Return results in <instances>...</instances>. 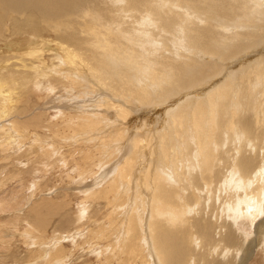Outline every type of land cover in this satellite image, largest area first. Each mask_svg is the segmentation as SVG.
I'll use <instances>...</instances> for the list:
<instances>
[{
  "label": "bare ground",
  "instance_id": "1",
  "mask_svg": "<svg viewBox=\"0 0 264 264\" xmlns=\"http://www.w3.org/2000/svg\"><path fill=\"white\" fill-rule=\"evenodd\" d=\"M204 80L208 95L190 93L168 127L151 131L153 139H128L132 156L119 164L107 148L108 163L97 162L109 143L95 132L99 116L118 114L129 130L130 114L165 112L169 106H151ZM94 135L98 140L86 138ZM42 137L49 145L35 148ZM57 142L66 154L54 161ZM24 147L28 159L21 155L15 165L24 171L14 176L37 181L55 162L72 172L59 188L82 197L73 223L87 222L95 201L117 193L125 194L124 208L133 201L119 253L86 251L76 258L85 264H248L255 246L238 221L264 235V0H0V155L14 163L9 155ZM2 169L0 192L12 194ZM21 190L13 193L19 201L0 206L8 214L2 225L18 232L25 205L35 226H47L50 215L41 209L55 208V199L52 205L42 193L34 202ZM64 202L56 208L70 211ZM62 234L55 247H30V259L66 264L72 254L61 242L77 239ZM259 252L264 264V244Z\"/></svg>",
  "mask_w": 264,
  "mask_h": 264
},
{
  "label": "rangeland",
  "instance_id": "2",
  "mask_svg": "<svg viewBox=\"0 0 264 264\" xmlns=\"http://www.w3.org/2000/svg\"><path fill=\"white\" fill-rule=\"evenodd\" d=\"M232 71H234V69H232ZM142 75L144 76V74H142ZM233 76H234L233 80L236 82L238 80V78H239V75L237 74V72H233ZM226 79L227 78H224L223 80H226ZM146 80L148 82V79H146ZM206 81L207 80H204V82H199V83L194 84L193 86L189 87L188 91L177 92L175 90L176 95L173 96V98L168 100L166 103L162 104V106L161 105H156L155 103L151 106V107H156V108H159V107L167 108L169 106V109H167L165 112L164 111L162 113L158 112V113H156V114H154L152 116L142 115V116L139 117V115H135L136 118H133V114H130L129 118L126 119V120H129V123L131 124L129 126V130H125L124 129L127 125H123L122 124L123 121L119 119L118 114L116 115L115 113H113V115H114L113 118H109V117H106V116L103 117L102 115L99 116V120H98L99 124L98 125H99V127H101V130L95 131V132L98 133V135H97L98 138L108 139L107 141L109 143L107 144L105 149H101L99 153H96L97 162L99 164H102V165H105V164L108 163L109 160H108V150H107V148H112L111 151L109 152V154L113 153L112 156L115 159H116V157L119 159L118 160L119 164L124 162V159L127 156H132L133 151H134L133 150V146L131 144V141H129L128 139H130V138L132 139V138L138 137V136L141 137V138L142 137H145V138L149 137V139H153L151 135L153 134L152 132L155 129L156 130H162V129H164V127L166 128V127L169 126V123L167 122L168 119L171 118V116H169V115H172L175 112V109L178 107V104H180V102H181V104H183V101H185V100H187V98L191 97L194 92L195 93H200L203 98L208 95V93L210 92V89L207 87V85H206L207 82ZM140 84H143V83H140ZM154 88H156V91L154 90ZM152 91H153V94H155L156 92L159 91L158 87L156 85H153L152 86ZM190 93L192 95H189ZM242 95L243 96H241L240 99H242V101L243 100H247V98H246L247 93L245 94L243 92ZM83 97L85 99H88V98H90V95L86 91V94H84ZM236 98H237V96L235 97V99ZM171 103H172L173 106L169 105ZM138 109L139 108H137L136 111ZM91 115L95 116L94 112H92ZM76 119L77 118L75 117L74 120H76ZM74 122L75 121H72V123H74ZM81 122H82V120L79 123H81ZM83 123H84V121L81 124L84 125ZM74 124H77V122H75ZM158 125H159V128H158ZM119 133L121 134L120 135L121 137L119 136ZM40 135L42 136L43 134H40ZM30 136L32 137V139L35 137L34 133L32 131L30 132ZM90 137L87 136L86 138L87 139L94 138V140H98V138L96 139L95 135L94 136H90ZM82 139H84V137H82ZM190 139H192V141L195 142V139L193 138V136H190ZM39 141H40V143L42 145H40V143H37L35 148H40L41 146L44 147V146H48L49 145L48 141L46 139H44L43 137L40 138ZM116 142H119V145H117V146L112 145V144H114ZM78 143H75V144H78ZM63 145L64 144L62 142L61 143L57 142V145L55 146V151H54L57 154L56 155L52 154L51 160H54V157L58 156V154H59V156H64V153L66 151L63 149ZM58 148L61 150V152H60V150ZM152 148H151V150H152ZM21 151L22 152L15 151L14 153H11L12 155L11 154L9 155V156H14L13 157V159L15 160L14 163H13L12 159L9 160L7 157H5V154L0 155V167H1L0 170L2 168H4V170L8 171L9 172V178L12 179V180H9L10 182L8 184H5V186L10 187L12 189V194L14 193V191L17 192V191L22 189L19 193L23 192L22 194L24 196H27L28 200L30 198H32L33 199L32 201H34V202H37L36 200L39 199V197H40V195L42 193L44 195L46 194V195H48V196H46V201H48V203L51 204L54 201L53 199H55V201H54L55 205H54V203H52V205H54L55 208L58 206L57 204H59V202H61L62 199H63L65 201L64 203H66L68 201L67 204H70V207H68V209H70V211H67V209H66V211H65V212H67V214H66L64 211H63L64 213L62 211L60 212L58 210L59 208L58 209L56 208V210H55V208H51V207L49 208V210H48V208L47 209H41V210H43L42 211L43 212L42 215H44L45 213H49L50 219H51L48 222V225L44 226L45 227L44 228V227H41V226L38 227V226L34 225V223H33L34 217L33 216H29V213L27 211H25L26 208H25V205H24L20 209V211L18 212L19 213V215H18L19 218H23V219L21 220L22 222L20 221V223L18 225L16 224L15 227H16V230H18V232H15V233H13L14 232L13 231V227L11 228L9 225H6L7 222L4 225H2L1 221L5 220L6 216H8V214L3 215L4 213L0 212V225L2 226L0 228L1 229L0 230L1 231L0 235L2 234L0 236V264H34L33 262H34V260L36 261V259L38 261L37 264H47L44 260L40 259L39 257L31 260L30 257H29V249H32V248H35V247H38L39 249L40 248L41 249L42 248L45 249L47 244L48 245L52 244V247L53 246L55 247V245L53 244L54 240L57 239V235L58 234L60 235V233H63L62 234L63 236H67L68 234L70 235V234H73V232H76L77 241L75 240L74 243H72L73 240L69 239L70 241H68V242L67 241L61 242L63 244L64 248L67 249V247H68L69 249H67V251L69 250L68 252L70 254H72L69 257V259H68L71 262L68 261V262H66V264H70V263L71 264H85L84 261L87 260V259L79 260V259H76V258L80 257V255H82L83 252H86V251L90 252V253H91V251H93L91 253V255H87L88 257L89 256L90 257L91 256H95V251L94 250H100L103 256H106V254H108V253L114 254V252H115V254L116 253L118 254L119 252L115 251L114 249L117 250V248L119 247V251H120V248H121V245H122L121 240H123V238L125 236V230H126L125 221L128 219V216L130 215V211H131V207L133 205V201H131V203L128 204V206H126L124 208L123 204L126 203V201H124L125 203L123 202V200H126L125 194H119V193H117L115 195V197H111V196L107 197V200L112 201V202L108 203L107 200H102V199L100 200V202L99 201H95V202H93L91 204L92 205L91 208H89L91 210H90V217L87 220V222L84 221L85 223L83 222L84 223L83 225H81V224L79 225L76 222L73 223L74 220H73V217L71 216V214L76 210V205L80 202L79 200H82V197L80 195L76 196L73 191L72 192L70 190H66L65 191V190H63V188H59L63 184H66L68 182V177L64 176V175H69V176L72 177V172L70 171V169L59 165V166H61L62 169L58 170L56 168L59 167V166H57V164L55 162V165H54L55 171L53 173H50L48 171L47 174H46V172H44V176H40V177L38 176L37 181L34 180V178L32 176L30 177L28 174H24V173L21 174L20 177L18 178V176H14V174H16L14 169H19V170H21V172H23L24 171V169H23L24 166H22L23 171L20 168V166L16 168V166H15L16 163H17L16 159L18 157H20L21 155H26L25 151L29 152L30 150L27 147H24ZM17 153H19V154H17ZM142 155H143V151H140V153L137 156H138V158H144V157H142ZM155 155H156V152L154 153V157H155ZM25 157H27V155ZM145 157H146L145 160L149 159L148 155L145 156ZM27 159H28V157H27ZM134 160L135 161H139L138 159H135V158H134ZM6 161H9V162L6 163ZM142 162H144V160H142ZM13 164H14V168H13ZM5 165H7V168H5L6 167ZM40 169H42V170L40 171ZM40 169L38 168L39 172L41 173L44 168L41 167ZM2 172H3V169H2ZM27 173H29V172L27 171ZM35 173H36V170H35ZM48 173H50V174H48ZM60 174H62V175H60ZM1 177H4V176H3V174L0 173V178ZM15 181L18 182L19 184L16 183ZM20 181H22V183ZM38 181H40V182L38 183ZM90 181L91 180H84L83 183L84 182L89 183ZM33 182H35V184H36L35 187L36 188L33 187ZM91 189L92 190L94 189L93 185L91 186ZM91 189H89V190L92 191ZM8 191H9V189L5 188L3 193L0 192V198H3V196L4 197L6 196L5 201H1L0 200V203H2V204H0V206H4L7 203L11 204V202L13 200L19 201V199H17L15 197L16 195L8 194ZM33 191H35V193H34L35 197H33V195H34V194H32ZM85 192H86V190H85ZM64 197L67 198V200H65ZM110 197H111V199H110ZM57 199H60V200H57ZM113 203L115 205H117V207L115 206L116 209L113 206ZM27 204H29V203H27ZM27 204H26V206H27ZM105 206H107L108 208H106ZM103 209H104V211H102ZM100 213L103 214V215L101 216ZM112 213L113 214L116 213V214L115 215H111ZM64 214H66V215L64 216ZM105 218H106V220H105ZM102 219H103V221H102ZM116 220H120V221H116ZM93 221H94V223L92 225ZM113 221H115V222H113ZM121 222L123 223V225H122ZM238 222H240V224L238 223L239 227H240V231L241 230L244 231L249 237L246 241L249 242V241L253 240V247L255 246L254 247L255 250H254L253 255L251 257V260L248 262V264H261L263 255L259 251H260L261 246L264 244V235L260 234V235L257 236L258 237L257 238L254 235L253 230H251L252 227L249 228V225L247 224L248 222L246 223V220L243 219V220L238 221ZM244 222H245V224H244ZM115 223H117V224H115ZM142 225L144 226L143 223H142ZM77 227H79V228H77ZM87 227L89 228V230L91 228V232L87 231L88 230ZM92 227H93V229H92ZM95 227H97V228H95ZM142 228H144V227H142ZM6 229H8V230L6 231ZM25 230H26V232H25ZM92 230H93V232H92ZM9 231L11 232V234H10ZM115 231H117V232H115ZM22 232H24V234L26 233L24 237L21 236ZM79 232H80V234H78ZM92 233H93V235H92ZM94 235L97 238L99 237L98 241H96L97 238ZM20 236H21V238H20ZM81 236H83V237H81ZM116 242H118V243H116ZM80 243H82V244H80ZM115 244L118 247L115 246ZM81 245H86L85 247H88V248L85 249L84 246H81ZM88 245H90L91 247L88 246ZM30 247H32V248H30ZM38 248H36V249L38 250ZM111 248H112V250H111ZM82 249H84V250H82ZM72 250L73 251L75 250V251L73 252ZM149 251L152 254V251H151L150 248H149ZM76 253H78V254H76Z\"/></svg>",
  "mask_w": 264,
  "mask_h": 264
}]
</instances>
